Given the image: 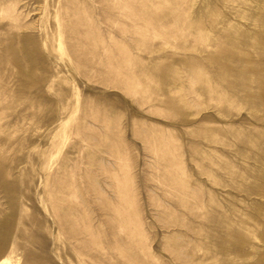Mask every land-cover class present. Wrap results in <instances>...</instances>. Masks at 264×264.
Wrapping results in <instances>:
<instances>
[{
	"label": "rangeland",
	"instance_id": "obj_1",
	"mask_svg": "<svg viewBox=\"0 0 264 264\" xmlns=\"http://www.w3.org/2000/svg\"><path fill=\"white\" fill-rule=\"evenodd\" d=\"M0 255L264 264V0H0Z\"/></svg>",
	"mask_w": 264,
	"mask_h": 264
},
{
	"label": "bare ground",
	"instance_id": "obj_2",
	"mask_svg": "<svg viewBox=\"0 0 264 264\" xmlns=\"http://www.w3.org/2000/svg\"><path fill=\"white\" fill-rule=\"evenodd\" d=\"M2 246V245H1ZM4 255H0V264H8L7 258L3 257Z\"/></svg>",
	"mask_w": 264,
	"mask_h": 264
}]
</instances>
